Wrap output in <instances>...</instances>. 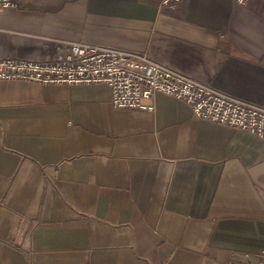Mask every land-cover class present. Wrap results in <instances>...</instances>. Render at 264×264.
I'll return each mask as SVG.
<instances>
[{"label": "crops", "instance_id": "crops-1", "mask_svg": "<svg viewBox=\"0 0 264 264\" xmlns=\"http://www.w3.org/2000/svg\"><path fill=\"white\" fill-rule=\"evenodd\" d=\"M0 58L43 36L146 54L264 106V0H11ZM0 81V264H244L264 254V141L163 94ZM26 221L27 223H25Z\"/></svg>", "mask_w": 264, "mask_h": 264}, {"label": "built area", "instance_id": "built-area-1", "mask_svg": "<svg viewBox=\"0 0 264 264\" xmlns=\"http://www.w3.org/2000/svg\"><path fill=\"white\" fill-rule=\"evenodd\" d=\"M179 2L162 0L161 4ZM233 2L244 5L246 0ZM11 6V0H0L1 11ZM25 38L31 41L30 49L16 57L0 58V81L102 84L110 89L112 108L144 112H152L154 96L163 94L189 106L195 119L245 131L264 141V106L202 84L146 54L36 35ZM231 257L244 264H264V254L256 259L236 254Z\"/></svg>", "mask_w": 264, "mask_h": 264}]
</instances>
